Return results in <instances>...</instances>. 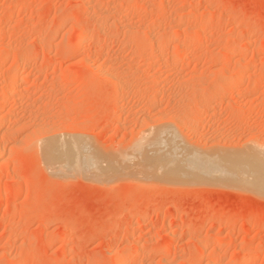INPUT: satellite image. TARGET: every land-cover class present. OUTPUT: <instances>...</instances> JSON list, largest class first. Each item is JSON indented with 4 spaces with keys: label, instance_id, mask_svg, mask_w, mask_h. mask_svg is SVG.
I'll return each mask as SVG.
<instances>
[{
    "label": "rangeland",
    "instance_id": "obj_1",
    "mask_svg": "<svg viewBox=\"0 0 264 264\" xmlns=\"http://www.w3.org/2000/svg\"><path fill=\"white\" fill-rule=\"evenodd\" d=\"M0 264H264V0H0Z\"/></svg>",
    "mask_w": 264,
    "mask_h": 264
},
{
    "label": "bare ground",
    "instance_id": "obj_2",
    "mask_svg": "<svg viewBox=\"0 0 264 264\" xmlns=\"http://www.w3.org/2000/svg\"><path fill=\"white\" fill-rule=\"evenodd\" d=\"M69 13H72V12H69ZM70 15H71V14H70ZM71 16H72V15H71ZM78 44H79V43H78ZM82 44H83V43H82ZM15 70H16V69H15ZM23 78H25V76H24ZM23 78H22V79H23ZM158 132H159V131H158ZM158 132H156V133H158ZM156 136H157V135H156ZM156 138H157V137H156ZM69 141H70V140H69ZM150 141H151V140H150ZM63 143H64V142H62L61 144H63ZM75 143H76V142H75ZM151 143H152V141H151ZM151 143L148 142L147 145H149V144H151ZM153 143H154V142H153ZM155 143H156V142H155ZM72 144H73V143H72ZM161 144H163V143H161ZM76 145H77V144H76ZM85 145H86V144H85ZM164 145H165V144H164ZM52 146H53V143H52ZM73 146H74V145H73ZM47 147H48V146H47ZM49 147H50V146H49ZM81 147H82V146H81ZM85 147H86V146H85ZM59 148H60V147H59ZM73 148H74V147H72V149H73ZM143 148H144V147H143ZM154 148H155V147H154ZM48 149H49V148H48ZM55 149H56V148H55ZM55 149L52 150V151H55ZM76 149H77L78 151L80 150V149H78V145L76 146ZM84 149H85V148H84ZM84 149H83V151H84ZM69 150H71V149H69ZM77 150H76V151H77ZM149 150H150V149H149ZM154 150H155V149H154ZM165 150H166V149H165ZM172 150L174 151L173 148H172ZM44 151H45V150H44ZM50 151H51V150H49V152H50ZM61 151H62V150H61ZM74 151H75V149H74ZM81 151H82V150H81ZM87 151H88V150H87ZM147 151H148V150H147ZM156 151H157V150H156ZM156 151H155V152H156ZM59 152H60V151H59ZM62 152H63V151H62ZM140 152H141V151H140ZM161 152H162V151H161ZM64 153H67L66 155L69 157L68 150H65ZM78 153H79V155L76 153L78 156H80V154H82V153H80V151H79ZM85 153H86V152H85ZM152 153H153V152H152ZM170 153H172V152H170ZM174 153H175V151H174ZM47 154H48V158H49V153H46L45 155H47ZM70 154H71V151H70ZM86 154L89 155L88 152H87ZM86 154H85V155H86ZM142 154H143V153H142ZM168 154H169V153H168ZM50 155H51V154H50ZM60 155H61V154H60ZM87 155H86V157H88ZM148 155H149V154H148ZM156 155H157V154H156ZM172 155H173V154H172ZM51 156H52V155H51ZM54 156H55V153H54ZM70 156H71V155H70ZM81 156H83V155H81ZM145 156H146V155H145ZM71 157H72V156H71ZM76 157H77V156H76ZM154 157H155V156H154ZM157 157H158V156H157ZM157 157H155V158H157ZM159 157H160V156H159ZM50 158H51V157H50ZM52 158H53V157H52ZM60 158H61V157H60ZM79 158H80V157H79ZM144 158H145V157H144ZM148 158H149V156H148ZM148 158H147V159H148ZM165 158H166V157H165ZM53 159H54V158H53ZM62 159H63V158H62ZM67 159H68V158H67ZM82 159H83V158H82ZM82 159H81V160H82ZM91 159H92V158H91ZM145 159H146V158H145ZM147 159H146V160H147ZM166 159L168 160L169 158H166ZM84 160H85L84 164H86L88 167L92 166V164H89V165H88V163L91 161L89 158H85V159H83L82 161H84ZM88 160H90V161H88ZM142 160L144 161L143 158H142ZM150 160H152V158H150ZM177 160H178V158H177ZM63 161H64V160H63ZM86 161H87V162H86ZM171 161H172V160H171ZM174 161H176V159H175ZM55 162H56V161H55ZM55 162H54V163H55ZM144 162H145V161H144ZM147 162H149V161H147ZM150 162H151V161H150ZM152 162H153V160H152ZM196 162H197V161H196ZM90 163H92V161H91ZM154 163H155V162H154ZM154 163H153V164H154ZM178 163L180 164V162H178ZM61 164H62V163H61ZM143 164H146V162L143 163ZM170 164H171V163H170ZM52 165H53V164H52ZM70 165H71V164H70ZM82 165H83V164H82ZM82 165H81V166H82ZM151 165H152V164H151ZM155 165H156V164H155ZM193 165H194V164H193ZM60 166H61V165H60ZM64 166H65V165H64ZM71 166H72V165H71ZM157 166H158V165H157ZM186 166H187V164H186ZM189 166H190V165H189ZM55 167H56V166H54L53 168H55ZM66 167H67V166H65V169H66ZM150 167H151V166H150ZM152 167H153V166H152ZM180 167H181V166H180ZM180 167H179V168H180ZM195 167H196V166H195ZM231 167H232V166H231ZM147 168H148V167H147ZM153 168H154V167H153ZM155 168H156V167H155ZM191 168H192V167H191ZM193 168H194V167H193ZM65 169H64V170H65ZM159 169H160V168H159ZM189 169H190V168H189ZM67 170H69V169L67 168ZM72 170H73V169H72ZM179 170H180V169H179ZM153 171H154V170H153ZM164 171H165V170H164ZM155 172H156V171H155ZM173 172H174V170H173ZM179 172H181V171H179ZM256 173H257V172H256ZM183 174H184V172H183ZM191 174H192V172H191ZM180 175H181V173H180ZM193 175H194V174H193ZM182 177H183V176H182ZM199 177H200V176H199ZM227 177H228V176H227ZM234 177H235V179L238 178V176H237V177L234 176ZM204 178H205V177H204ZM204 178L202 177V180H203ZM224 178H225V177H224ZM229 178H232V177L229 176ZM239 178H240V177H239ZM232 179H233V178H232Z\"/></svg>",
    "mask_w": 264,
    "mask_h": 264
}]
</instances>
